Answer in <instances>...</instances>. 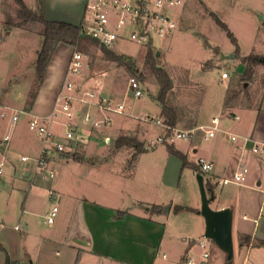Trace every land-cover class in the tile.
Segmentation results:
<instances>
[{
  "label": "rangeland",
  "instance_id": "374dc122",
  "mask_svg": "<svg viewBox=\"0 0 264 264\" xmlns=\"http://www.w3.org/2000/svg\"><path fill=\"white\" fill-rule=\"evenodd\" d=\"M23 4L33 14H40L39 0H0V103L23 112L9 132L7 150L4 152L0 146V162L3 159L5 163L4 173L0 176V241L5 247V250L0 249V264H84L77 259L76 252L70 253L69 246H77V250L83 248L75 242L74 232L77 229L86 231L85 212L88 208L85 202L95 204L99 201L102 190L97 189L95 182L102 172L97 168L107 164L118 169L133 164L162 169V174L153 175L151 171H143L136 182L134 178L117 173L112 184L105 189L114 191L112 204L118 211L145 214L149 207L155 208L154 205H161L163 210L172 204L170 214L162 216L169 221L170 233H173H168L165 238L171 250L164 262H187L183 259L188 251V258L196 263H219L220 255L224 258L227 254L214 241L206 239L205 232L200 235L197 231L198 219L206 227L200 213L202 195L197 171L191 166L184 167L181 157L171 153L167 145L159 143L133 160L137 148L129 145L118 151L116 131L120 125H126L130 130L124 131L126 135L122 136L157 141L161 130L141 117L160 119L159 98L163 90L160 77L165 73L172 88L165 93L164 100L176 113L177 128L188 130L195 121L197 125H212L213 117L234 114L231 110H223L225 106L239 107V111L258 109L264 97V63L258 61L264 57V0H185L183 6L171 11L178 23L172 38H155L148 45L121 42L109 49L120 56L130 57L136 64V74L110 60L103 47L90 41L79 39L75 46L60 44L59 54L64 63L68 60L66 70L76 51L85 57L89 66L80 76L72 77L78 93L87 91L83 89L86 82H98L103 87L101 93L116 102H124L129 115L113 113V122L96 131L86 149L87 144L75 148L74 152L78 154L83 155L86 151L84 161L71 159L67 162L55 156L50 164L56 172L53 179L43 178L36 170L35 159L40 157L42 146L37 133L29 129L27 114L42 97L44 86L48 87L46 77L40 81L36 73L44 26L39 22H27ZM216 18L227 25L237 44ZM224 73L226 78H223ZM132 77L142 83L145 93L142 100L135 101L127 95ZM243 83H250V87L242 89ZM229 122L232 121L222 119L220 127ZM7 126V120L0 121V143L5 141ZM52 130L65 136L62 125L55 124ZM106 134L112 137L110 145L101 141ZM229 141L225 135L221 136L216 152L230 149ZM194 145L199 148L197 154H194ZM174 147L187 153V160L196 164L210 150L211 141L197 131L191 140H179ZM23 156L29 160L22 161ZM214 172L220 177L230 176L233 168L227 162L215 166L210 174ZM124 173L128 174V171ZM167 181L174 186H165ZM218 181L219 178L214 184ZM51 190L55 192L54 198L50 195ZM207 193L210 197L208 190ZM215 196L216 200L211 203L213 209L217 204H224L236 210L234 226L237 229L238 223L244 222L242 201L247 196L256 197L257 193L229 184L217 185ZM180 206L198 208L199 213L186 210L177 213L176 208ZM53 207L58 208V214L54 224L49 225L45 217ZM26 222L27 229L24 228ZM16 226H20V230ZM181 232L186 235L180 236ZM201 240L207 243L205 250L210 254L207 259L202 257L203 249L198 243ZM235 248L237 262V245Z\"/></svg>",
  "mask_w": 264,
  "mask_h": 264
},
{
  "label": "crops",
  "instance_id": "0c3cea01",
  "mask_svg": "<svg viewBox=\"0 0 264 264\" xmlns=\"http://www.w3.org/2000/svg\"><path fill=\"white\" fill-rule=\"evenodd\" d=\"M43 4V14L44 17L49 21L63 22L73 26H80L83 16L84 10L86 7L87 0H41ZM60 46V45H59ZM59 46L53 56L52 62L48 68L47 76L45 84L48 87H45V92L38 98L39 101L34 103V106L30 112H28L29 120L31 115L38 116H48L51 114L56 96L58 94L59 88L61 87L62 82L64 81V74L66 72L67 62L64 63V58L59 54ZM63 64V66H61ZM90 81V80H89ZM84 85V90H89L96 92L97 94H103V87L98 82H86ZM81 87V86H80ZM107 96V95H106ZM81 106V105H79ZM239 107L225 108L223 110H231L235 115L239 116L238 121H233L229 118H223V120L227 119L229 124H226L222 127V129L227 133H222L218 136L217 139L211 141V148L206 155H203L199 158H208L213 161L214 167L223 165L224 163L229 164L231 168H233V173L237 170L239 166L240 154L237 150V144H232L229 141L228 133L237 134L244 137H253L259 142L264 143V97L261 106L258 109L245 108L241 111L238 109ZM36 111V112H34ZM162 113V109H161ZM127 115H129L127 113ZM131 116V115H130ZM225 116V115H223ZM219 117V116H217ZM112 122H113V117ZM216 118L213 117V119ZM160 119H163L160 116ZM28 120V122H29ZM213 121V120H212ZM111 122V123H112ZM8 123V122H7ZM77 123H80L81 127H84V131L89 134L90 141L92 136H94L96 131H91L88 127L81 124L80 120H77ZM56 124V123H55ZM52 124V127L55 125ZM197 121H195L194 125L187 129H193L199 126H207V125H197ZM58 125V124H57ZM9 126H7L8 128ZM108 127V126H107ZM105 128V127H104ZM102 128V129H104ZM100 129V130H102ZM161 130V134L163 130ZM129 127L126 125H120L119 130L116 131V144L117 141L124 137L122 135H126L123 133L124 131H129ZM113 133L115 131H112ZM159 134V136L161 135ZM142 137L144 133L140 134ZM225 135L226 139L231 143L230 149L223 148L216 152V145L221 136ZM139 144L145 143V149L148 145H150L153 140L148 141L146 139L142 140L138 137L134 136ZM134 138V139H135ZM102 143L105 145H110L112 143V137L109 134H106L102 138ZM88 143L85 149L88 146ZM167 145V144H164ZM175 145V144H174ZM174 145L172 146L174 150L180 152L184 157L186 154L182 150L175 149ZM195 146V145H194ZM117 147V150H123L126 147ZM119 148V149H118ZM135 148V147H134ZM136 150V149H135ZM148 149H146L147 151ZM4 151V150H3ZM130 151V150H128ZM170 151V150H169ZM5 152V151H4ZM3 152V154H4ZM86 152V151H85ZM85 152L84 154H79L83 159L81 161L75 159V154L77 152L69 151L64 154L60 158L65 159L67 162L69 160L82 162L85 160ZM199 152V148L194 147V154ZM128 153V152H127ZM136 153V152H135ZM134 153V154H135ZM144 153V152H143ZM133 154V155H134ZM142 154V153H141ZM140 155V154H139ZM138 155V156H139ZM246 155L245 162L251 164L253 166V172L250 176V187L247 186H238L243 189L251 190L257 193V196H247L244 198L241 204V212L243 213V223H238L237 229L235 225V215L236 210L231 207L233 211V238H234V246L237 245L238 249V260H236V248L234 249V258L232 264H264V246L259 245V241H264V210L262 211L264 198L263 194L251 186L255 185V182L259 178V172L256 167L259 165L256 157L250 155ZM73 156V157H71ZM132 157V156H131ZM179 157V156H178ZM187 159V157H186ZM196 164L189 162L188 165L195 169V167L200 168L198 163ZM3 161V159L1 160ZM194 165V167L192 166ZM184 166V167H187ZM149 167V169L145 168ZM213 167V168H214ZM98 171L102 172V174L97 176L96 186L97 189H101L102 192L98 195L99 201L94 202L95 204H86L88 210L85 212V220H86V231L76 230L74 232L75 242L83 247L77 250V246H69L70 253L76 252L77 259L79 261H84V264H167L168 257L167 252L171 250V247L168 245L169 241L165 240L166 235L170 233V223L168 220H165L162 216H167L170 214L172 210V204L170 212L166 214L164 209L162 210L161 205H154L149 207L146 210V213H139L135 211H118V208L115 207L113 202L114 191L108 190L105 187H109L110 183L113 182L114 176L119 173L123 176H128L130 178H134L135 182L137 178L143 171H151V174H162V169L160 167L153 166H141V165H132L129 168L122 167L117 168L111 165L99 166L97 168ZM124 171H128V174L124 173ZM198 173V172H197ZM25 175H29V172H25ZM165 175V174H164ZM232 175V174H231ZM230 175V176H231ZM230 176L220 177L216 172L209 173L206 176V181H210L214 187L220 185L219 182L224 178H229ZM219 178L218 183L217 179ZM223 178V179H222ZM168 182V183H167ZM164 183L165 186H174L173 184L167 181ZM112 184V183H111ZM235 185V184H233ZM226 186V185H222ZM56 196V195H55ZM216 200V199H215ZM214 200V201H215ZM146 204H151L146 201ZM85 206V207H86ZM168 206V205H167ZM183 209L177 210L181 211H190L192 213H199L198 208L194 207H185L180 206ZM230 208L228 205L217 204L214 209H223ZM25 226H27L25 228ZM24 228H28V223L26 222ZM235 229V233H234ZM197 231L200 235L204 234L205 226L198 219ZM173 233H170L172 235ZM180 236H185L186 234L181 232ZM243 237H249V242L246 245H242L241 241ZM81 238L82 240H86L89 242L87 245L80 244L77 240ZM185 240V238H184ZM237 241V243H236ZM0 249L5 250L4 245L0 241ZM188 251H186L185 257L183 260H187V262L174 261L172 264H188L191 258L187 256ZM72 257V255H71ZM210 257V256H209ZM220 262L215 261H200L194 264H228L227 255H220ZM10 263V262H9ZM8 263V264H9ZM12 264V263H11Z\"/></svg>",
  "mask_w": 264,
  "mask_h": 264
},
{
  "label": "built area",
  "instance_id": "2783aa9c",
  "mask_svg": "<svg viewBox=\"0 0 264 264\" xmlns=\"http://www.w3.org/2000/svg\"><path fill=\"white\" fill-rule=\"evenodd\" d=\"M184 2L185 0H87L84 16L79 26V36L96 40L109 49L121 42L130 41L148 45L155 38L170 39L178 28V23L171 11L183 6ZM85 68H89L86 65L85 57L76 51L68 64L64 76L65 83L56 96L51 114L48 116L31 115L28 122L29 129L35 131L41 140V155L35 159V162L36 170L43 178L53 179L56 177V172L50 168L55 156L61 157L90 141L89 134L86 135L84 127H81L77 120H80L82 125L93 131L111 124L113 113L127 115L124 102H116L109 96L97 94L91 90L78 93L72 77L80 76ZM226 77L227 74L224 73L223 78ZM127 95L135 101L144 99L143 86L137 78L129 79ZM22 113L21 110L0 103V121L7 120L9 126L5 141L0 143L4 151L8 148L9 132L19 121ZM224 117L233 121L239 120V116L228 113L225 116L214 118L212 125L183 130L167 124L163 119L155 120L150 117H141V120L150 121L163 130L157 141L152 142L146 149L158 143L174 145L179 140H191L197 131L202 132L206 140L214 141L220 134L227 133L220 127ZM55 123L65 128L64 137L57 135L52 130V124ZM228 136L232 142L238 145L239 166L231 177L224 178L219 184L250 187V176L254 168L245 162V158L247 154H251L258 160L257 171L263 174H259L255 185L251 187L259 190L264 198V143L253 137H244L233 133H228ZM28 160L27 156L22 157V161ZM4 165V161H1L0 176L4 173ZM198 165L205 178L214 167L213 161L208 158L200 159ZM50 195L54 198L55 192L51 190ZM57 214L58 208L53 207L46 215L45 222L49 225L54 224ZM15 228L20 230V226ZM198 243L203 249L202 257L209 258L210 254L205 250L206 241L201 240ZM188 264L194 263L189 260Z\"/></svg>",
  "mask_w": 264,
  "mask_h": 264
},
{
  "label": "trees",
  "instance_id": "16d2710c",
  "mask_svg": "<svg viewBox=\"0 0 264 264\" xmlns=\"http://www.w3.org/2000/svg\"><path fill=\"white\" fill-rule=\"evenodd\" d=\"M40 2V14H33L32 12H30L23 4L24 7V16L25 19L27 20V22H39L44 26V31L42 33L43 36V42H42V47L40 49V51L38 52V59L36 61V73L38 76V79L40 81H44L48 68L50 66V63L53 59V56L58 48V46L60 44H67V45H71V46H75V44L77 43V41L79 39H84L87 41H90L91 43H95L96 45H100L101 47H103L105 49V51H107V55L109 56L108 58L112 61H116L118 62L120 65L124 66L127 68V70L133 74L137 73V67L135 62L130 58V57H126V56H120L118 54H115L111 51H109V48L101 45L99 42H97L96 40L90 39V38H81L79 36L80 33V28L79 26H73L67 23H63V22H56V21H49L44 17L43 14V4L41 2V0H39ZM217 23L224 29L227 31L228 35L231 37L232 41L237 44V40L235 38V36L233 35L232 32L229 31L227 25L225 23H222L218 18H216ZM249 59V58H247ZM258 58H252V60H257ZM258 61L260 62V59H258ZM160 76V75H159ZM160 83L163 86V90L161 92V96L159 98V102L162 108V113L161 116L164 118V121L172 126H175L177 124V116L176 113L174 112L173 109L169 108L167 106V104L165 103L164 97H165V93L172 88V82L170 80V78L168 77V75L162 74V76L160 77ZM33 105V104H32ZM125 141H128V143H126ZM132 146L137 148L136 153L133 155V160H135L137 158V156L143 152L146 151V149H144V145L139 144L135 139L133 138H127V137H122L117 141V146L118 147H123V146ZM169 150L171 153L181 157L184 161V166H187L189 163L186 159V157H184L180 152L174 150V148L172 146H168ZM77 160L81 161L83 158L76 153L75 154ZM195 170L198 173H201V169L195 167ZM206 187L207 190L209 191L210 194H215V187L213 186V184L210 181H207L206 183ZM183 209L182 207H177V210H181ZM249 237H243L242 238V245H246L249 242ZM261 246H264V241H259L258 243ZM229 264V261H228Z\"/></svg>",
  "mask_w": 264,
  "mask_h": 264
},
{
  "label": "water",
  "instance_id": "95a60500",
  "mask_svg": "<svg viewBox=\"0 0 264 264\" xmlns=\"http://www.w3.org/2000/svg\"><path fill=\"white\" fill-rule=\"evenodd\" d=\"M0 27V40L2 37ZM235 57V56H232ZM264 63V57L260 59ZM250 83H243L242 89L247 90ZM197 179L200 185L202 195L201 215L205 219L206 227L204 237L214 241L221 250L227 254L229 264H232L234 258V238H233V211L231 208L213 209L211 203L216 199L215 194L208 196L205 177L202 173L197 174ZM171 206L165 207L164 212L168 214ZM27 226H25L26 228ZM80 244L87 245L88 241L79 238L77 240Z\"/></svg>",
  "mask_w": 264,
  "mask_h": 264
}]
</instances>
